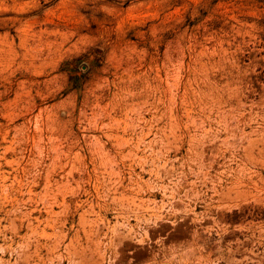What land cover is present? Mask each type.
Instances as JSON below:
<instances>
[{
	"label": "rangeland",
	"instance_id": "obj_1",
	"mask_svg": "<svg viewBox=\"0 0 264 264\" xmlns=\"http://www.w3.org/2000/svg\"><path fill=\"white\" fill-rule=\"evenodd\" d=\"M0 248L264 264V0H0Z\"/></svg>",
	"mask_w": 264,
	"mask_h": 264
},
{
	"label": "bare ground",
	"instance_id": "obj_2",
	"mask_svg": "<svg viewBox=\"0 0 264 264\" xmlns=\"http://www.w3.org/2000/svg\"><path fill=\"white\" fill-rule=\"evenodd\" d=\"M219 120V119H218ZM222 120V119H221ZM202 121V120H201ZM200 121V122H201ZM133 122H131V124H132ZM193 124V123H192ZM178 125H180V124H176V125H174L175 127H177ZM191 125V124H190ZM136 126H138V125H136ZM154 126V125H153ZM185 126V125H184ZM194 126V125H193ZM209 126V125H208ZM173 127V126H172ZM182 127V126H181ZM213 127V126H212ZM151 128V127H150ZM153 128V127H152ZM185 127H183V129H184ZM209 128V127H208ZM173 129V128H172ZM195 129V128H194ZM192 130V129H191ZM224 130H225V128H224ZM134 131V130H133ZM216 131V130H215ZM204 132V131H203ZM207 132V131H206ZM220 132V131H219ZM140 133V132H139ZM133 134V133H132ZM169 134V133H168ZM176 135V134H175ZM187 135V134H186ZM190 135V134H189ZM180 136V135H179ZM183 137V136H182ZM188 137V136H187ZM199 137V136H198ZM213 137V136H212ZM136 139H137V137H135ZM145 138V137H144ZM223 138V137H222ZM132 139V138H131ZM148 140V139H147ZM150 140V139H149ZM191 141H193L192 139H190ZM216 139H214L213 141H215ZM126 143V142H125ZM149 143V142H148ZM154 143V142H153ZM167 144V143H166ZM190 145H192L193 146V144L192 143H189ZM127 145V144H126ZM150 145V144H149ZM219 146V145H218ZM221 146V145H220ZM143 147V146H142ZM141 147V148H142ZM145 147V146H144ZM146 147H148V146H146ZM137 148H138V146H137ZM186 148V147H185ZM190 148V147H189ZM227 148V147H226ZM145 149V148H144ZM203 150V149H202ZM225 150V149H224ZM237 150V149H236ZM138 151V150H137ZM145 151V150H144ZM156 151V150H155ZM227 151V150H226ZM151 152V151H150ZM164 152V151H163ZM137 153V152H136ZM156 153V152H155ZM185 153V152H184ZM194 153V152H193ZM133 154H134V152H133ZM149 154V153H148ZM130 155V154H129ZM135 155V154H134ZM232 155V154H231ZM117 156H118V154H117ZM144 156V155H143ZM149 156V155H148ZM151 156V155H150ZM154 156V155H153ZM116 157V156H115ZM130 157V156H129ZM232 157V156H231ZM134 158V157H133ZM116 159V158H115ZM146 159V158H145ZM146 161V160H145ZM201 161V160H200ZM129 162V161H128ZM132 162V161H131ZM141 162V161H140ZM147 162V161H146ZM150 163H152L151 161H150ZM191 163V162H190ZM203 163V162H202ZM132 164V163H131ZM160 164V163H159ZM167 164V163H166ZM120 165H122V164H120ZM138 165H140V164H138ZM129 166V165H128ZM136 166V165H135ZM145 166V165H144ZM156 166V165H155ZM145 167H148V166H145ZM152 167V166H151ZM161 169V168H160ZM168 169H169V166H168ZM167 169V170H168ZM178 169V168H177ZM123 170V169H122ZM153 170V169H152ZM143 172H144V170H143ZM156 172H157V170H156ZM158 173V172H157ZM181 173V172H180ZM179 173V174H180ZM225 173V172H224ZM150 174V173H149ZM221 174H222V172H221ZM241 174V173H240ZM115 175V174H114ZM176 176V175H175ZM223 176V175H222ZM229 176V175H228ZM154 177H156V175L154 176ZM159 177V176H158ZM166 178V177H165ZM196 178V177H195ZM154 179V178H153ZM203 179V178H202ZM204 180V179H203ZM230 180V179H229ZM151 181V180H150ZM162 181H163V179H162ZM174 181V180H173ZM177 181V180H176ZM194 181V180H193ZM147 182V181H146ZM154 185V184H153ZM161 185V184H160ZM163 185V184H162ZM165 185V184H164ZM224 185V184H223ZM238 186H240V185H238ZM5 187V186H4ZM179 187V186H178ZM93 188V187H92ZM177 188V187H176ZM224 188V187H223ZM151 189V188H150ZM149 189V190H150ZM159 189V188H158ZM163 189V188H162ZM6 190V189H5ZM160 190V189H159ZM165 190V189H164ZM197 190V189H196ZM163 191V190H162ZM162 191H161V193H162ZM8 192V191H7ZM159 192V191H158ZM184 193V192H183ZM182 193V194H183ZM162 197V196H161ZM163 197H164V195H163ZM173 197V196H172ZM169 198V197H168ZM96 199V198H95ZM150 199V198H149ZM140 200V199H139ZM174 200V199H173ZM145 201V200H144ZM143 201V202H144ZM155 201V200H154ZM167 201V200H166ZM141 202V201H140ZM143 202H142V204H143ZM150 202H151V200H150ZM153 202V201H152ZM151 202V203H152ZM139 202H137V204H138ZM169 203V202H168ZM148 204V203H147ZM150 204V203H149ZM163 204V203H162ZM165 205V204H164ZM140 206V205H139ZM142 206V205H141ZM153 206V205H152ZM130 207V206H129ZM158 207V206H157ZM163 207V206H162ZM150 208H153V207H150ZM164 208V207H163ZM137 209H138V207H137ZM193 209V208H192ZM168 209H166L165 211H167ZM191 210V209H190ZM133 211V210H132ZM146 211H148V210H146ZM145 211V212H146ZM158 211H160V210H158ZM13 212V211H12ZM136 213V212H135ZM147 213V212H146ZM165 213H167V212H165ZM18 214V213H17ZM21 214H22V212H21ZM14 215V214H13ZM143 215V214H142ZM147 215V214H146ZM156 215V214H155ZM161 215V214H160ZM24 216H26V215H24ZM153 216V215H152ZM18 217V216H17ZM150 217V216H149ZM154 217H156V216H154ZM153 217V218H154ZM160 217V216H159ZM24 218V217H23ZM26 218V217H25ZM157 218V217H156ZM197 218V217H196ZM8 219V218H7ZM124 219V218H123ZM161 219V218H160ZM10 220V219H9ZM126 220V219H125ZM141 220V219H140ZM139 220V221H140ZM197 219H195V221H196ZM13 221V220H12ZM122 221V220H121ZM138 221V220H137ZM160 221V220H159ZM124 222V221H123ZM145 222V221H144ZM155 222V221H154ZM156 223V222H155ZM121 225V224H120ZM131 225V224H130ZM144 225V224H143ZM153 225H155V224H153ZM207 225V224H206ZM117 226V225H116ZM135 226H136V224H135ZM123 227V226H122ZM131 227V226H130ZM138 227H139V225H138ZM207 228V227H206ZM111 229V228H110ZM139 229V228H138ZM209 228H207V230H208ZM33 230V229H32ZM113 230H114V228H113ZM29 231H31V230H29ZM44 231V230H43ZM196 231V230H195ZM194 231V232H195ZM32 232V231H31ZM33 233V232H32ZM142 233V232H141ZM147 233V232H146ZM43 234V233H42ZM113 234V233H112ZM127 234H130V233H127ZM29 235V234H28ZM30 235H31V233H30ZM38 235V234H37ZM111 236V235H110ZM142 236V235H141ZM146 236V235H145ZM132 237V236H131ZM251 238H252V236H250ZM254 237V236H253ZM24 238V237H23ZM29 238V237H28ZM27 238V239H28ZM138 238V237H137ZM142 238V237H141ZM197 238V237H196ZM26 239V238H25ZM109 239H110V237H109ZM125 239V238H124ZM135 239V238H134ZM248 239V238H247ZM30 240V239H29ZM221 240V239H220ZM223 240V239H222ZM22 241V240H21ZM28 241V240H27ZM198 241V240H197ZM243 241V240H242ZM249 241H250V239H249ZM221 242H219V244H220ZM18 244V243H17ZM16 244V247L18 246ZM110 244V243H109ZM143 244V243H142ZM243 244V243H242ZM251 244V243H250ZM26 245V244H25ZM34 245V244H33ZM57 245V244H56ZM59 245V244H58ZM159 245H160V243H159ZM22 246V245H21ZM252 246H253V244H252ZM4 247H5V245H4ZM15 247V246H14ZM19 247V246H18ZM26 247V246H25ZM6 248V247H5ZM154 248V247H153ZM231 248V247H230ZM239 248V247H238ZM1 249V248H0ZM12 249V248H11ZM19 249V248H18ZM158 249H159V246H158ZM190 249H191V247H190ZM234 249V248H233ZM236 249V248H235ZM3 250V249H2ZM21 250V249H20ZM27 250V249H26ZM251 250V249H250ZM7 251V250H6ZM14 251V250H13ZM34 251V250H33ZM167 251V250H166ZM169 251V250H168ZM198 251V250H197ZM243 251V250H242ZM257 251V250H256ZM3 252V251H2ZM230 252V251H229ZM235 252V251H234ZM1 254V253H0ZM200 254V253H199ZM163 256V255H162ZM181 256V255H180ZM172 257V256H171ZM164 258V257H163ZM181 258V257H180ZM242 258V257H241ZM1 259V258H0ZM151 259H153V258H151ZM169 260V259H168ZM7 261V260H6ZM10 261V260H9ZM14 261H15V259H14ZM183 261V260H182ZM1 262H2V260H1ZM0 262V263H1ZM153 262V261H152ZM11 263H13V262H11ZM171 263V262H170Z\"/></svg>",
	"mask_w": 264,
	"mask_h": 264
}]
</instances>
